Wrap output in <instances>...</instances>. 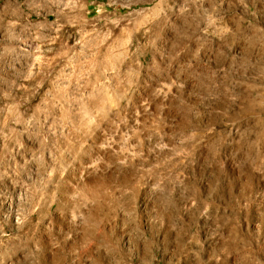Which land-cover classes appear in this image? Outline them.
<instances>
[{
	"label": "rangeland",
	"instance_id": "1",
	"mask_svg": "<svg viewBox=\"0 0 264 264\" xmlns=\"http://www.w3.org/2000/svg\"><path fill=\"white\" fill-rule=\"evenodd\" d=\"M0 264H264V0H0Z\"/></svg>",
	"mask_w": 264,
	"mask_h": 264
}]
</instances>
